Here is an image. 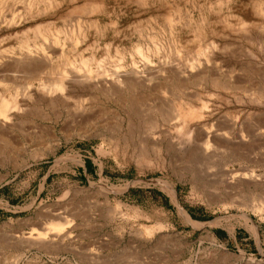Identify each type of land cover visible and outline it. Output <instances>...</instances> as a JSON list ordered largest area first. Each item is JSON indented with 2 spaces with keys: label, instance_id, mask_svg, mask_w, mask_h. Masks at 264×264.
Wrapping results in <instances>:
<instances>
[{
  "label": "rangeland",
  "instance_id": "374dc122",
  "mask_svg": "<svg viewBox=\"0 0 264 264\" xmlns=\"http://www.w3.org/2000/svg\"><path fill=\"white\" fill-rule=\"evenodd\" d=\"M259 5L264 0H0V105L12 115L0 118V264H264V105L250 100L254 91L223 87L241 79L264 92ZM32 59L61 66L70 80L127 72L144 85L122 98L70 83L50 103L41 87L59 73L44 69L34 79L23 65ZM199 66L209 79L183 87L175 71ZM15 67L23 72L9 81L3 75ZM183 104L204 119L182 128L171 112ZM195 126L218 131L223 144L206 150L190 136ZM129 133V146H118ZM249 172L262 186L227 190ZM166 183L176 185L193 223ZM53 222L64 231L51 232Z\"/></svg>",
  "mask_w": 264,
  "mask_h": 264
},
{
  "label": "bare ground",
  "instance_id": "6f19581e",
  "mask_svg": "<svg viewBox=\"0 0 264 264\" xmlns=\"http://www.w3.org/2000/svg\"><path fill=\"white\" fill-rule=\"evenodd\" d=\"M36 1L37 0H29V6H33L35 3H36ZM257 11H258V14L259 15H261L263 18H264V6L263 5H259V7L257 8ZM79 31L80 32H83V28L82 27H79ZM213 46V50H218L219 49V47H218V45H216V44H213L212 45ZM52 48V47H51ZM53 49V48H52ZM56 50V49H55ZM54 51V50H53ZM60 51V50H59ZM223 52V51H222ZM216 53V52H215ZM201 54V53H200ZM22 55H24V54H22ZM222 55V54H221ZM25 56H26V53H25ZM208 56V55H207ZM206 55H205V57H207ZM210 57V56H209ZM24 58V57H23ZM12 59V58H11ZM45 59V58H44ZM223 59H226V58H223ZM217 60V59H216ZM13 61V60H12ZM14 61H16L15 59H14ZM208 61V60H207ZM226 61V60H225ZM225 61H224V63H225ZM18 62V61H17ZM22 62V61H21ZM47 62V61H46ZM206 62V61H205ZM215 62V61H214ZM33 63H35V61L32 59L31 61H29V62H26L25 64H23V65H27L30 69H33L32 71H29V72H31L32 73V75H33V77H35L34 79H36V78H39L40 76H38L39 74H40V72L42 71V70H48L47 72L49 73V74H51L52 75V73L54 74V73H59V76H58V78H56V79H54L53 81L51 80V81H49V84H47V85H45V86H42L41 87V91H42V93H44V94H46V95H48V96H51V102L50 103H58L57 101H56V98L54 99L53 98V96H55V95H57V94H59L60 93V95L62 96V94L63 93H65L67 90H69V91H71V85H70V83L72 84V83H75L76 84V86L77 85H79L80 87L82 86V87H87L88 89H90V90H92L93 92H95V91H98V92H103L105 95H108V96H110V95H112V96H114V95H119V96H121L122 98H125V97H123V96H126L127 95V93L129 94L130 92H132V91H134L137 87H139V86H143L144 84L142 83V80L140 79V77L139 76H135V75H137L138 73H127V72H125V73H122V72H115L114 74H109V75H105V77L103 78L102 77V79H100L99 77L95 80L94 79V77H93V74H92V72H88L87 73V75H86V77H82V78H78V79H76V80H70V78L69 77H67V75L65 74V73H63V71H61L62 69H60L61 68V66H53V65H50V64H47V63H45L44 65H38V66H35V65H37L38 63H36V64H33ZM12 64V66H14L13 64V62L11 63ZM206 64H207V62H206ZM20 65V64H19ZM18 65V66H19ZM34 65V66H33ZM219 65H221V63H216L215 62V66H216V68H218V66ZM15 66H17V64L15 65ZM201 66V65H200ZM191 67L190 68V70H188V71H186V72H181V71H178V70H176L175 71V75L177 76V77H181V78H183L185 81H183L184 82V84H183V87H188V86H190L192 83H194V82H196V81H201V80H207V79H209V75L211 74L210 72H209V74L206 72V71H203V70H201V67ZM24 68H27V67H25V66H23ZM188 67V66H187ZM6 68V67H5ZM16 68V67H15ZM20 68V67H19ZM18 68V69H19ZM29 68H27V71H28V69ZM234 68V67H233ZM12 69V68H11ZM186 69V68H185ZM188 69V68H187ZM220 69V68H219ZM3 70V69H2ZM1 70V71H2ZM8 70V69H7ZM10 70V69H9ZM23 70H25V69H23ZM214 70V69H213ZM218 70V69H217ZM233 70V69H232ZM5 72H6V70H5ZM23 71H22V68H20L19 70H17V68L16 69H14L13 71H11V73H9V72H6V75H3L4 77H6V78H8V80L10 81H17L16 79L19 77V74L20 73H22ZM9 73V74H8ZM47 73V74H48ZM245 73V72H244ZM243 73V74H244ZM2 74V73H1ZM5 74V73H4ZM42 74V73H41ZM242 74V73H241ZM32 75H30V77L32 76ZM57 75V74H56ZM140 75H142V77L141 78H145L144 77V75L143 74H140ZM218 75L219 74H217V77H218ZM230 75V74H229ZM235 75V74H234ZM23 76V75H22ZM27 76V75H26ZM25 75H24V77H26ZM46 76V75H45ZM211 76V75H210ZM21 77V76H20ZM47 77V76H46ZM73 77V76H72ZM81 77V76H80ZM147 77V76H146ZM222 77H224L223 75H222ZM237 77V76H236ZM23 78V77H22ZM27 78V77H26ZM77 78V77H76ZM178 78V79H179ZM247 78V77H246ZM224 79V78H223ZM19 80V79H18ZM27 80H29V79H27ZM50 80V79H49ZM144 80H146V79H144ZM143 80V81H144ZM173 80V79H172ZM174 80H176V79H174ZM231 80H232V78H231ZM25 81V80H24ZM38 81V80H37ZM92 81H93V84H92ZM147 81H151V79H148ZM180 81V80H179ZM241 81V79L239 80V81H234V80H232V81H229V80H226L225 82H223V87L224 88H226V89H228V90H232V91H238V90H242L243 92H252V91H254L253 93H252V97L250 98V100L253 102V103H256L257 105L258 104H262L263 103V105H264V92L262 91V89H260V87H257V86H253V87H247V86H245L244 84H243V82H240ZM247 80H245V82H246ZM254 81V80H253ZM146 82V81H145ZM259 82V81H258ZM26 83V82H25ZM217 84H219L218 82H216ZM29 84V83H28ZM30 84H32V82L30 83ZM143 84V85H142ZM146 84V83H145ZM246 84V83H245ZM247 84H248V82H247ZM23 85H24V83H23ZM178 85H179V83H178ZM75 86V85H74ZM78 86V87H79ZM27 87V86H26ZM34 87V86H33ZM183 87H181V88H183ZM262 88V87H261ZM24 89H25V87H24ZM72 89H73V91H76L75 90V88H73L72 87ZM85 89V88H84ZM79 90H83V89H80L79 88ZM78 90V91H79ZM250 90V91H249ZM25 91V90H24ZM62 93V94H61ZM74 93V92H73ZM257 93H258V95H257ZM68 94V93H67ZM103 94V95H104ZM114 94V95H113ZM98 95H100V94H98ZM102 95V96H103ZM131 95V94H130ZM59 96V95H58ZM57 96V97H58ZM70 96V95H69ZM72 96V95H71ZM239 96V95H238ZM250 96H251V94H250ZM47 97V96H46ZM63 97V96H62ZM129 97V96H128ZM109 98V97H108ZM130 98H131V96H130ZM39 99V98H38ZM64 99H66V98H64ZM70 99V98H69ZM241 99V98H240ZM67 100H68V98H67ZM125 100V99H124ZM124 100H122V101H124ZM60 101H63L62 99L60 100ZM65 101V100H64ZM126 101H127V99H126ZM134 101V100H133ZM243 101V100H242ZM247 101V100H246ZM60 103H62V102H60ZM64 103H62L61 105H63ZM252 104V103H251ZM53 104H51V106H52ZM58 105V104H57ZM130 105V104H129ZM184 105V107H183V109H179V108H175L173 111L174 112H171V113H173V119H178L179 121H181L182 122V128L184 127V128H188L189 127V124H190V122H192L193 120H195V119H204V117H205V113L202 115V114H198V112H197V110H196V108L194 107V106H192L191 104H183ZM77 106V105H76ZM125 106V105H124ZM134 106V105H133ZM164 106V105H163ZM163 106H161V107H163ZM260 106V105H259ZM76 108V107H75ZM79 108V107H78ZM166 108V107H165ZM168 108H169V106H168ZM167 108V110H168V112H169V110L171 111V108L170 109H168ZM255 108V107H254ZM264 109V108H263ZM9 110H10V107H9V105L4 101V100H2V104L0 105V118L2 119V120H4V121H9L10 120V118H11V116H10V114H9ZM166 110V111H167ZM249 111V110H248ZM251 111V110H250ZM261 111V110H260ZM161 112V111H160ZM241 112H244V111H241ZM159 113V112H158ZM248 113V112H247ZM168 114V113H167ZM251 114V113H250ZM261 114V113H260ZM128 115V114H127ZM161 115V114H160ZM247 115V114H246ZM254 115V114H253ZM14 116V115H13ZM160 117V116H159ZM166 118H167V115H166ZM169 119H170V117H169ZM162 120H164V119H162ZM168 120V119H167ZM228 120H230V119H228ZM245 120V119H244ZM258 120V119H257ZM261 120H262V118H261ZM175 121V120H174ZM177 121V120H176ZM178 121V122H179ZM262 121H264V120H262ZM1 122V121H0ZM12 122V121H11ZM123 122V121H122ZM168 122H169V120H168ZM235 122V121H234ZM5 123H7V122H5ZM10 123V122H9ZM119 123V122H118ZM233 123V122H232ZM232 123L230 124L229 122H224V123H220V125H226V127L227 126H231L232 125ZM252 123V122H251ZM250 123V124H251ZM256 123H257V121H256ZM259 123H262V122H260V121H258V123L256 124V125H259ZM264 123V122H263ZM262 123V124H263ZM2 124V123H1ZM247 124V123H246ZM249 124V125H250ZM261 124V125H262ZM3 125V124H2ZM5 125V124H4ZM3 125V126H4ZM9 125V124H8ZM15 125V124H14ZM248 125V126H249ZM252 125V124H251ZM255 125V124H254ZM205 127H206V125H204ZM204 126H202V127H200V126H195V128L190 132L192 135H190L192 138H193V141H195V140H197L198 141V139H203L204 141H205V146H204V148L206 149V150H210L211 149V147H213V145H214V147L217 145V146H221V144H223L222 142H223V138H222V136L224 137V135H222V134H218V133H216V132H218V131H207V128H205ZM233 126V125H232ZM264 126V125H263ZM263 126H261V127H263ZM118 127H119V125H118ZM130 127V126H129ZM133 127V126H132ZM131 127V128H132ZM224 127V126H223ZM226 127H225V129H226ZM244 127V126H243ZM246 127V126H245ZM249 127H252L251 128V130L254 128V126H249ZM258 127V126H257ZM260 127V128H261ZM1 128V127H0ZM180 128V127H179ZM181 128V129H182ZM220 130L222 129V128H220V127H218ZM234 128V127H233ZM248 128V127H247ZM259 128V127H258ZM258 128H255V129H253V130H257ZM130 129V128H129ZM178 129V128H177ZM224 129V128H223ZM229 129V128H228ZM235 129V128H234ZM249 129V128H248ZM248 129H247V131H248ZM3 130H5L4 128H3ZM117 130V129H116ZM119 130V129H118ZM180 130V129H179ZM209 130V129H208ZM219 130V131H220ZM245 130V129H244ZM243 129H242V131H244ZM251 130H249V131H251ZM259 130V129H258ZM134 131V130H133ZM190 131V130H189ZM188 131V132H189ZM222 131V130H221ZM224 131V130H223ZM242 131H241V133H242ZM246 131V130H245ZM244 131V132H245ZM131 132V131H130ZM178 132V131H177ZM184 132V131H183ZM183 132H181V133H183ZM185 132H187V131H185ZM243 132V133H244ZM8 133V132H7ZM126 133V132H125ZM133 133V132H132ZM132 133H129V134H127L124 138H122V139H120L119 141H117L118 142V146H121L122 144H124V145H128L129 143H130V140H131V138H132V135L134 134H132ZM189 133V134H190ZM225 133H229V132H225ZM237 132H235V134H236ZM239 133V132H238ZM237 133V134H238ZM241 133H240V135H241ZM246 133V132H245ZM254 133V135H255V132H253ZM250 134V133H249ZM232 135V134H231ZM239 135V137H241ZM245 135V134H244ZM246 135H248V133L246 134ZM251 135V134H250ZM254 135H253V137H254ZM181 136V135H180ZM186 136H188V134L186 135L185 133H183L182 134V138H186ZM233 136V135H232ZM133 137H135L134 135H133ZM260 137V136H259ZM191 138V139H192ZM249 138V137H248ZM133 139V138H132ZM195 139V140H194ZM229 139V138H228ZM227 139V140H228ZM234 139V138H233ZM232 139V140H233ZM237 139H238V137H237ZM258 139H260V138H258ZM2 140V139H1ZM0 140V141H1ZM118 140V139H117ZM225 140V139H224ZM225 141V142H228V141ZM231 140V139H230ZM231 140V141H232ZM241 140V139H240ZM248 140V139H247ZM249 140H250V138H249ZM255 140V139H254ZM253 140V141H254ZM262 140H263V138H262ZM196 141V142H197ZM257 141V140H256ZM256 141H254V142H256ZM260 141V140H259ZM224 142V143H225ZM230 142V141H229ZM234 142V141H233ZM232 142V143H233ZM236 142V141H235ZM238 142V141H237ZM246 142V141H245ZM247 142H249V141H247ZM252 142V141H251ZM195 143V142H194ZM199 143V142H198ZM241 143L243 144V142L241 141ZM134 144V143H133ZM162 144V143H161ZM229 144V146L231 147V144L230 143H228ZM235 144H237V143H235ZM244 144H246V143H244ZM250 144V143H249ZM3 145V144H2ZM226 145V144H225ZM225 145L223 146V147H225ZM234 145V144H233ZM241 145V144H240ZM129 146V145H128ZM216 146V147H217ZM239 146V144L237 145V147ZM242 146V145H241ZM244 146V145H243ZM250 146V145H249ZM252 146V145H251ZM5 147V146H4ZM223 147H221V148H223ZM248 147V146H247ZM9 148V147H8ZM12 148V147H11ZM218 148H220V147H218ZM225 148H227V146L225 147ZM224 148V149H225ZM229 148V147H228ZM234 148H236V146L234 147ZM241 148V147H240ZM245 148V147H244ZM244 148H242V149H244ZM143 149V148H142ZM229 149H231V148H229ZM226 150V149H225ZM228 150V149H227ZM232 150V149H231ZM230 150V151H231ZM237 150V149H236ZM233 151V150H232ZM231 151V152H232ZM246 151L247 150H245V153H246ZM231 152H229V154L231 153ZM249 152V151H248ZM143 153V152H142ZM237 153V152H236ZM227 154H228V152H227ZM146 155V154H145ZM144 155V156H145ZM242 155H244V153L242 154ZM161 156V155H160ZM233 156V155H232ZM231 155H230V157H232ZM238 156V155H237ZM241 156V155H240ZM163 157V156H162ZM228 157V156H227ZM233 157H236V154H235V156H233ZM232 157V158H233ZM242 157V156H241ZM250 157V156H249ZM144 158V157H143ZM146 158V157H145ZM144 158V159H145ZM231 158V159H232ZM238 157H236V159H237ZM245 158V157H244ZM251 158V157H250ZM191 159V158H190ZM147 160V159H146ZM248 160V159H247ZM250 160V159H249ZM159 161H160V158H159ZM191 161V160H190ZM161 162H162V160H161ZM247 171V170H246ZM249 171V170H248ZM231 173V172H230ZM233 173V172H232ZM243 174L245 173V171H243L242 172ZM241 173V174H242ZM252 173V172H251ZM241 174H240V176H241ZM248 174V173H247ZM249 174H250V172H249ZM245 175V174H244ZM228 176H231L230 174L228 175ZM239 176V177H240ZM243 176V175H242ZM241 176V178H243ZM249 176V181H247V182H245L246 180H244V182L245 183H243V182H241V181H239V180H237V179H231V178H233V176L230 178L232 181H227L228 183H226L227 185V190H228V188L229 189H232L233 187H242L243 189L245 188V187H249V188H259V186H262L261 184H260V182H261V180L259 181V179L260 178H258L257 177V175H253V174H250V175H248ZM235 177H236V174H235ZM234 177V178H235ZM229 178V177H228ZM239 179V178H238ZM264 179V178H263ZM228 180V179H227ZM262 183V182H261ZM161 184V183H160ZM264 184V183H263ZM165 186H167V188L169 189V192H170V194H171V196H172V199H173V201L175 202V204H176V206L178 207V210H179V213H180V215L188 222V223H190L191 224V222H192V220H191V218H190V216L188 215V213L181 207V205L179 204V200H178V194H177V190H176V185L174 184V183H166V184H164ZM264 186V185H263ZM256 190V189H255ZM228 191H230V190H228ZM232 191V190H231ZM234 191V190H233ZM263 191H264V189H263ZM253 192V191H252ZM229 194H230V192H229ZM252 194V193H251ZM255 194H253V196H254ZM251 197V196H250ZM234 198V197H233ZM243 199H245L244 197H243ZM263 199V198H262ZM233 200H237V199H233ZM237 202H238V200H237ZM245 202V201H244ZM252 203H254V202H252ZM251 203V204H252ZM254 207V206H253ZM243 219H244V221H245V223L247 224V226L251 229V231H253L255 234H257L258 235V233H259V231H258V227H257V225L255 224V222H253L252 221V218H251V216L250 215H248V214H243V217H242ZM55 221V220H54ZM193 223V222H192ZM65 225V224H64ZM64 225L61 223V222H53V224H52V226H51V228L49 227V229H50V231L51 232H54V233H58V234H60V233H62L63 231H64ZM48 229V230H49ZM149 233V235L151 236L152 235V233H153V231H149L148 232ZM1 234V233H0ZM49 236V235H48ZM34 237V236H33ZM32 237V238H33ZM49 237H52V236H49ZM48 237V238H49ZM6 238V237H5ZM21 237H19V239H20ZM46 238H47V235H39L35 240H39V241H41V244H42V241H45L46 240ZM142 239V236L140 235V236H138V239ZM163 238V237H162ZM17 239V238H16ZM3 241H4V239H2ZM9 240V239H8ZM15 240V239H14ZM21 240H22V238H21ZM31 240V239H30ZM160 240V239H159ZM26 241H29V239L27 240L26 239ZM39 241H37V243H39ZM1 242V241H0ZM5 242V241H4ZM48 242V241H47ZM50 242V241H49ZM32 243V242H31ZM44 243V242H43ZM22 244V245H21ZM21 244H19V246L20 247H22L23 246V244L24 243H21ZM36 244V243H35ZM34 244V246H36ZM53 244V243H52ZM51 244V245H52ZM17 245V244H16ZM26 245V244H25ZM29 245V244H28ZM55 245H56V243H55ZM1 246H5V244H3V245H1ZM0 246V247H1ZM33 247V246H32ZM41 247H43V245L41 246ZM46 247H51L50 246V244L49 245H45V248ZM44 248V249H45ZM54 248V247H53ZM16 249H17V247H16ZM50 249V248H49ZM51 250V249H50ZM21 258V257H20ZM18 260H19V258H18ZM18 260L16 261V262H18ZM1 261V260H0ZM15 262V263H16ZM256 262V261H255ZM1 263H3V262H1ZM8 263V262H7ZM174 263V262H173ZM104 264H107V263H104Z\"/></svg>",
  "mask_w": 264,
  "mask_h": 264
}]
</instances>
